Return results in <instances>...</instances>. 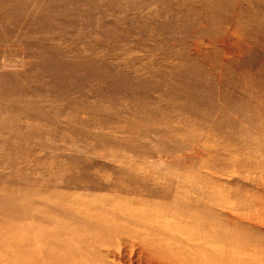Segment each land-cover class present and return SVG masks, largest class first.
Listing matches in <instances>:
<instances>
[{"label": "rangeland", "instance_id": "obj_1", "mask_svg": "<svg viewBox=\"0 0 264 264\" xmlns=\"http://www.w3.org/2000/svg\"><path fill=\"white\" fill-rule=\"evenodd\" d=\"M181 183L264 262V0H0V264H106Z\"/></svg>", "mask_w": 264, "mask_h": 264}, {"label": "bare ground", "instance_id": "obj_2", "mask_svg": "<svg viewBox=\"0 0 264 264\" xmlns=\"http://www.w3.org/2000/svg\"><path fill=\"white\" fill-rule=\"evenodd\" d=\"M168 192L162 193L164 199L178 200L108 215L106 222L87 226L95 236L92 244L102 252L106 246V264H134L136 259L139 264H264L231 258L220 250L217 214L209 211L216 207V193L207 204L200 192L183 183Z\"/></svg>", "mask_w": 264, "mask_h": 264}]
</instances>
